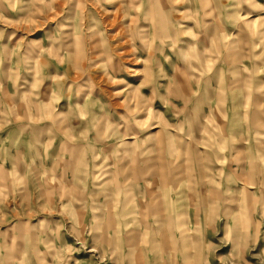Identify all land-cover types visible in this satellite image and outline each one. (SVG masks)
<instances>
[{
  "label": "rangeland",
  "instance_id": "1",
  "mask_svg": "<svg viewBox=\"0 0 264 264\" xmlns=\"http://www.w3.org/2000/svg\"><path fill=\"white\" fill-rule=\"evenodd\" d=\"M261 112L264 0H0V264H264Z\"/></svg>",
  "mask_w": 264,
  "mask_h": 264
},
{
  "label": "bare ground",
  "instance_id": "2",
  "mask_svg": "<svg viewBox=\"0 0 264 264\" xmlns=\"http://www.w3.org/2000/svg\"><path fill=\"white\" fill-rule=\"evenodd\" d=\"M246 16H242L241 18H244ZM141 34H144V33H141ZM140 36V35H139ZM156 126V125H155ZM260 127L262 129H264V114L263 112H261V121H260ZM262 133V136H261V149H260V170H261V174L263 176V181H264V131L261 132ZM134 138V135H131L128 136V137H125V141H129V139H133ZM125 143V142H124ZM250 183V182H249Z\"/></svg>",
  "mask_w": 264,
  "mask_h": 264
},
{
  "label": "crops",
  "instance_id": "3",
  "mask_svg": "<svg viewBox=\"0 0 264 264\" xmlns=\"http://www.w3.org/2000/svg\"><path fill=\"white\" fill-rule=\"evenodd\" d=\"M243 16H246V15H243ZM262 131H264V130H262ZM262 131H261V132H262ZM261 134H262V133H261ZM132 140H133V139H129V141H128L129 143H128V144H131ZM177 173H178V171H176L175 174H177Z\"/></svg>",
  "mask_w": 264,
  "mask_h": 264
}]
</instances>
